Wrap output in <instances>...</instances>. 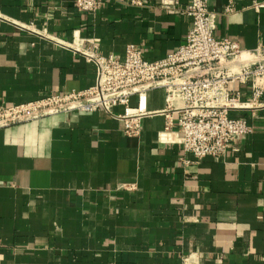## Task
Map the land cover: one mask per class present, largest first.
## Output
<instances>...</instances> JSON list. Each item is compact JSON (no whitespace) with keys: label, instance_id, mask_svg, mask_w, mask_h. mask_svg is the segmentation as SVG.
Listing matches in <instances>:
<instances>
[{"label":"crops","instance_id":"0c3cea01","mask_svg":"<svg viewBox=\"0 0 264 264\" xmlns=\"http://www.w3.org/2000/svg\"><path fill=\"white\" fill-rule=\"evenodd\" d=\"M162 1L102 0L87 14L74 0H0V105L95 81L93 64L20 25L90 38L103 55L122 57L133 44L152 61L175 51L190 25ZM175 1L180 9L189 2ZM229 2L235 10L225 14ZM256 2L264 0H209L215 37H234L243 51L264 45ZM240 88L250 102V85ZM165 96L149 90L146 109H164ZM231 115L252 131L237 151L199 161L164 129L162 114L142 118L137 137L104 111L0 127V264H264V94Z\"/></svg>","mask_w":264,"mask_h":264},{"label":"built area","instance_id":"2783aa9c","mask_svg":"<svg viewBox=\"0 0 264 264\" xmlns=\"http://www.w3.org/2000/svg\"><path fill=\"white\" fill-rule=\"evenodd\" d=\"M208 2L189 0L180 9L175 0L162 1L164 8L188 16L190 25L185 41L175 51L152 61L133 44L125 46L122 57L103 55L90 38L73 36L64 40L31 25H18L93 64L95 81L85 89L51 92L22 104L0 105V127L58 113L104 111L122 121L124 135L137 137L142 118L162 114L164 129H175L183 153L197 161L237 151L235 141L250 133L252 127L245 118L232 116L231 111L257 104L264 94V45L243 51L236 38L215 37L216 12L209 9ZM253 5L259 9L264 2ZM74 6L79 12L95 14L102 0H74ZM234 10L229 2L223 13ZM247 83L250 102L246 103L241 100L240 86ZM157 88L165 90L166 107L149 111L147 92ZM132 97L137 100L135 107L130 106ZM118 105L124 107L122 114L113 113L112 108ZM181 160L184 164L192 162L185 156Z\"/></svg>","mask_w":264,"mask_h":264}]
</instances>
